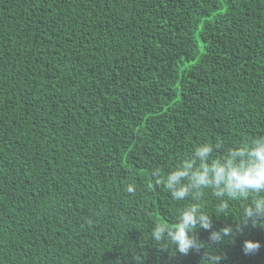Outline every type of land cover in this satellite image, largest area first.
<instances>
[{
  "label": "trees",
  "instance_id": "16d2710c",
  "mask_svg": "<svg viewBox=\"0 0 264 264\" xmlns=\"http://www.w3.org/2000/svg\"><path fill=\"white\" fill-rule=\"evenodd\" d=\"M262 135L264 0H0V264H264L246 201L206 192L187 254L149 235L192 202L154 168Z\"/></svg>",
  "mask_w": 264,
  "mask_h": 264
},
{
  "label": "clouds",
  "instance_id": "9594fccd",
  "mask_svg": "<svg viewBox=\"0 0 264 264\" xmlns=\"http://www.w3.org/2000/svg\"><path fill=\"white\" fill-rule=\"evenodd\" d=\"M218 148L219 145L204 141L166 172L159 167L152 170L156 183L162 184L173 200L191 198L192 201L180 209L172 226L153 224L149 235L158 245L174 246L181 254L205 246L191 233L197 228L210 230L212 227L213 214L203 211L200 203L206 192L214 197L215 208L220 214L231 201H246L239 214L242 222L251 221L254 226L261 222L264 226V135L214 156ZM127 191L133 192L134 186L128 185ZM232 232L231 226L210 231L209 240L220 242ZM259 248L258 242L250 240L243 245L245 254ZM136 259L142 264L140 257ZM219 260V256L208 253L203 264H218Z\"/></svg>",
  "mask_w": 264,
  "mask_h": 264
}]
</instances>
